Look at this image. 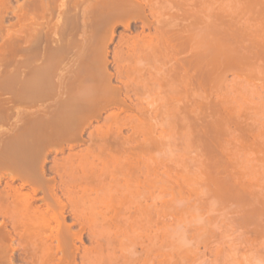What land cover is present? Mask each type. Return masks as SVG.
Listing matches in <instances>:
<instances>
[{"label":"bare ground","instance_id":"obj_1","mask_svg":"<svg viewBox=\"0 0 264 264\" xmlns=\"http://www.w3.org/2000/svg\"><path fill=\"white\" fill-rule=\"evenodd\" d=\"M9 1L0 0V32L2 34L4 32L5 14L12 10ZM171 1H173V6L170 7L167 13H163L164 11L161 13L162 10L158 12V8L165 9L163 3L170 4ZM203 2L204 0H33L28 8L24 9V6L18 8L20 13H17L15 8L13 9V12L17 13L19 18L28 19L32 14V16L34 15L33 20L34 17L36 19L38 17L33 12L41 10L46 20V16L50 17L53 9L57 6L55 10H59L57 12L59 13L58 18H61L58 24L61 23L63 27L57 25L56 28L55 26L54 28L57 30L54 29L53 32L55 33H52L54 35L59 33L60 37V30L58 29L62 28L63 32L61 30V39L57 37V40L54 41V36L53 39L49 37L52 30H49V26L48 29L45 26V39L49 38L50 40L47 39L48 44L45 43L46 45L43 47L39 46L38 43L36 46L31 45V48L23 49L25 52L27 51V56L29 54L30 57H39L42 59L41 63L44 61L45 64L41 65L39 63L38 67L33 68L30 67L33 65L32 63L26 66L24 62L23 66L25 65L28 69L23 67L24 69L21 70L19 69L21 67L15 66L13 60H11V57L22 49L20 41H23V39L21 37L27 38L25 37L27 36V30L30 37H34V35L39 37V34L44 32L35 27H30L29 29L26 28L27 30H21L22 32L12 30V32L2 35L4 41L0 44V123L8 124L9 128H4V125L3 127L0 126V186L3 185L0 189V264H17V261L24 264H75L76 254L80 250L79 247H76V242L83 243L84 239L83 233L71 232L69 226H67L69 224H66L65 211L68 207L74 214L75 220L83 227H89V229L96 225L92 217V214L94 215L92 211L99 207L98 210L103 217L100 218L105 223L104 230L108 234L111 233L110 223L114 216L109 215V211L111 213L112 208L115 206L114 202L117 200V195L114 194H118L120 191L122 193L125 190L129 191L132 186L120 184L118 181V179L121 180L120 177H116L117 170L109 171L103 167L99 171H95L94 167L98 166L96 161L101 164L111 162L119 164V160L121 162L124 160L127 163L130 172L135 171L133 169L139 166L138 162L142 157L139 154L136 155L138 150H128L127 146L125 147V144L131 138L122 139L123 128L127 125L133 127L137 117L129 115L128 122L124 123L123 120L125 119L123 118L119 122L121 113H126L132 106L130 104V101H132L130 100L131 96L127 94L130 90L136 89L137 91L138 88V82L133 76L134 70L131 64L132 59L139 51H146V54L156 53L164 61L161 78L168 82L167 102L171 105L174 102L181 103L173 108L178 110L185 122L191 119L188 113L190 114L193 109V103H191L193 93L191 92L195 93L196 91L191 90L194 88L192 86H194L195 81H199V88H203L207 84L208 86L219 85L223 80L220 76V69L224 65L232 67L231 65L242 63L234 60L245 61L249 67H252L253 60L250 58L251 56L248 58L242 57L243 60L240 58L227 60L228 58L225 59L224 55L223 60L221 56L223 52L220 53L221 46L218 47V51L212 47L217 52L209 58L210 49L208 50L205 43V37H207L205 31L209 30H206L207 28L204 30V26L210 23H207L205 19L211 16L213 18V15L217 19L222 11L220 8V10L206 9ZM73 9L75 14L71 13ZM147 10H150L148 12H151L152 16L156 15L154 17L157 18L155 19L158 24L155 28H151L150 15L148 16ZM71 14L74 15L71 16ZM222 18L224 20L225 17ZM231 19L229 22H232L233 19ZM132 21H141L142 29L148 28L154 29V31L146 35L141 32V36L137 35L132 39L121 35L118 48L114 51L113 56L116 74L111 73L108 70L111 62L109 61V45L113 43L115 38V28L119 23L129 29ZM204 21H206L205 25H203ZM237 23H235L236 26H238ZM216 24L219 25L220 23L216 21ZM216 24L215 26H217ZM70 25L71 28H69ZM208 28L210 29V27ZM259 28L262 30L260 26ZM219 29H215L218 34H220ZM220 32L222 33V31ZM241 32L243 31L241 30ZM256 32L258 31H255V34ZM244 34L246 33L244 32ZM37 36L35 37L37 38ZM256 40L253 43H256ZM51 41L53 42L50 43ZM221 45L223 46V44ZM212 46H216V44ZM251 46L253 47V45ZM246 54L248 53L246 52ZM30 57L29 60H31ZM226 60L227 63H225ZM64 62H66L65 66L62 67L64 69L56 76L55 69ZM12 65L17 69L12 68ZM20 66L22 65L20 64ZM191 71H194L195 75L191 74ZM114 76L120 80L117 83H121V85L118 86V84L113 83ZM5 91H11L10 94L13 92L14 96L12 97L17 100V103L20 101H31L32 103V101L44 96H54L57 100L53 97L56 104H53L52 109L42 108L39 114L31 115L27 109L22 107L14 112L13 106H7L8 101H5L3 96ZM196 94L198 93H195L194 98H196ZM127 98L130 100L129 104L131 106L127 103ZM208 102L204 105L206 108L208 107L207 110L211 109L208 113L214 112L213 119L209 120L204 116L200 118L199 115L193 121L195 124L200 121L202 127L210 128L212 134L218 140L226 138L229 134L232 135L229 124L234 121L241 131L240 138L246 137L248 132L254 129L242 118V114L237 113L235 115L236 111L229 108L230 106L225 103L224 99L217 101L218 103L215 101L216 105L213 101L214 105ZM112 107H116L117 111L105 119L104 125L96 127L95 131L89 135L90 141L98 139V143L91 145L93 148L89 147L85 153L80 155L74 156L72 154L73 156L71 155L65 159H53V168L56 174H59L58 176H60L63 185H68L64 186V196L67 202L64 203L60 198L54 196L53 200L47 202L46 209H41V206L36 203L35 195L39 191L45 194L46 189H49L46 186L48 182L46 179L47 155L51 151L61 153L66 148L72 149L80 146L83 142L82 134L86 128L90 127L94 120H100L102 114ZM135 109L140 111L137 106H135ZM16 112L17 121L14 123L10 119ZM9 122L14 123V125L9 126ZM136 129H138V125H136ZM233 135L231 141L236 139ZM218 140L217 142H220ZM113 143L115 144L114 149H112ZM146 147L147 144L145 143L143 149ZM228 148L230 149V147ZM220 149L222 150L221 146ZM116 150L120 151L121 154L118 156L113 155L112 151ZM76 158L80 159L77 165L75 164ZM232 162L235 163L234 160ZM218 166V164L215 165L216 168ZM129 171L127 172L129 173ZM154 172L155 170L153 174ZM145 175L144 177H146ZM233 177L248 183L239 186H262L260 180L256 179L251 172L241 171ZM130 178L132 180V177ZM135 179L139 181L140 178L135 177ZM17 180L21 181V184L15 185ZM92 183L94 186H90ZM140 184L141 182H138L136 185L140 187ZM93 192L97 197L94 196L95 198L92 199L93 195L91 193ZM91 208H93L92 211L89 210ZM95 218H98V216ZM99 232L91 229L89 238L95 245L84 248L81 264H86V257L92 253L103 250V244L98 239ZM109 239L107 236V244ZM54 241H56V244L53 243ZM57 255H60L59 258Z\"/></svg>","mask_w":264,"mask_h":264},{"label":"rangeland","instance_id":"obj_2","mask_svg":"<svg viewBox=\"0 0 264 264\" xmlns=\"http://www.w3.org/2000/svg\"><path fill=\"white\" fill-rule=\"evenodd\" d=\"M32 1L10 0L12 10L5 14L4 32L3 34L0 32V44L4 41L2 35L12 32V30L20 32L23 29L35 27L44 32L40 33L39 37L34 35L32 38L28 36V30L26 29L27 36H24L27 38L21 35L23 39V41H20L22 51L16 52L13 55L14 57H11L14 65L18 66V68L21 67L19 68L20 70L23 67L28 69L25 65H31L30 63L35 64V66H30L33 68L38 67L39 63L41 65L45 64L44 61L41 63V58L30 57L29 54L27 56V51L23 50L27 49V47L31 48V45L36 46L38 43L39 46L44 47L46 45L45 43L48 42L47 39L49 40V38L45 39V26H47V29L50 27L49 30H52L50 31L51 35H47L52 39L54 36V41L57 40V37L60 38L63 32V29L59 28L60 37L59 33L56 34L58 36L53 34L55 33L53 32L54 29L55 31L57 30V25L63 27L61 23L58 24L61 18H58L59 13L57 12L59 10H55L57 6L53 9L50 17L46 16V20L41 10L33 12V14L35 13L38 16L37 19L34 17L35 19L33 20L34 15L32 16V14L31 16L28 15L29 18H26L27 20L19 18L17 14L20 13L18 8H21V6H24V9L28 8ZM203 3L206 9L218 10L220 8L222 11L219 17L217 16V19L214 15L213 18L212 16L210 18L206 17L205 20L210 24H206V21L203 24H206L204 30L206 28V30H209L205 31V36H207L205 37L206 47L211 52L208 53L209 58L213 57L221 46L220 53L223 52L221 53L222 58L225 55L224 58H228L227 60L230 58L243 60L242 57L248 58L251 56L250 58L253 60L252 67H249L245 61L234 60L242 63L231 65L232 67L224 65L225 67L223 66L220 69V76H222L223 80L219 85L208 86L207 84V86L199 88V81L193 82L194 86L192 87L194 88L191 91H196L195 93L198 94L194 98L195 93L191 92L193 93V97L191 96V99L193 98L191 100L193 109L190 114L188 113L191 119L185 122L178 110L173 108L181 103L174 102L171 105L167 102L166 95H168L169 86L167 80L161 78L164 61L156 53L146 54L147 52L143 50L135 55L131 66L134 70L133 76L138 82V88L137 91L136 89L130 90L129 94H127L131 96L129 98L132 101L127 98V103L129 104L130 101L132 106L130 104L129 106L132 108L130 107L126 113H121L119 122L123 119H125L123 120L124 123L128 122L129 115L137 117L133 127L127 125L123 128L122 139L130 137L131 140L125 144V147L127 146L128 150L137 149L136 155L139 154L142 158L138 162L139 166L134 168L133 170L135 171L133 172L129 171L124 160H122L123 162L118 161L120 162V167L117 163L101 164L96 161L98 166L94 167L95 171H99L103 167L109 171L117 170L116 177H120L121 180L118 179L120 184L129 185L132 188L129 191L125 190V193L120 191V193L114 194L117 195L116 199L120 203L115 200V206L112 208L111 213L109 211V215L114 216L110 223L111 233L109 234L104 230L105 223L100 218L102 216L98 210L99 207H96L94 211H92L93 208L89 209L94 212L95 217L98 216L99 218H95L92 214L96 225H93L90 229L87 226L83 227L75 220L70 208L66 209V224H69L67 226H69L71 232L83 233L84 239L83 243L76 242V247H79L80 250L76 254L75 264H81L84 248L95 245L89 238L91 229L97 232L100 231L98 239L103 244V250H98L96 253L94 252L86 257V264H264V140H262L264 139V0H204ZM162 5H165V9L158 8V12L162 10L161 13L163 11V13H167L170 7L173 6V1L170 4L163 3ZM14 8L17 11L16 14L13 12ZM148 11L150 10H147V13H149ZM74 12L73 9L71 13ZM210 12L209 14L211 15L212 12ZM74 14H71V16ZM221 14L227 19L225 20L224 18L222 20L223 16L221 17ZM148 16L152 24L151 28H155L158 24L156 22L157 18L154 17L156 15L152 16L150 12ZM230 18L233 19H231L232 22L237 19L235 23L238 22V26L234 22H229ZM216 21L220 24H216ZM55 26L56 28H54ZM142 27L141 21H132L129 29L119 23L117 24L115 38L113 43L109 45V61L113 62L114 51L118 48L121 35L132 39L137 35H146L154 31V29H142ZM69 28H71V25ZM215 29H219L220 34ZM255 31L258 32L255 34ZM253 39H257L256 43H253L255 42ZM215 44L216 46H212ZM246 52L250 54L248 55ZM29 57L31 60H29ZM227 60L225 63H227ZM36 61L38 62L36 63ZM24 62L25 65L23 66ZM111 62L108 70L116 74V65ZM64 64L66 62L57 66V69H55L56 76L62 72ZM14 65L11 67L17 69ZM194 73V71H191V74L195 75ZM115 77L113 83L115 85L118 84V86L121 85V83H117L120 80ZM5 92L3 94L4 100L8 101V103L10 101L7 106H13L14 112L22 107L27 109L29 114L35 115L39 114L40 109H52L53 104H56L54 96H44L41 97L42 99L32 101V103L31 101H20L17 103V100L12 97L14 96L13 92L12 94H10L11 91ZM9 97L11 98L9 99ZM122 97L125 98L123 95ZM223 99L230 106L229 108H233L236 111L235 115L237 113L239 115L242 114V118L245 119L247 124L253 126L254 129L249 131L246 137L240 138L241 131L235 121L229 124L232 135L234 133L233 136L236 137L232 141V135L230 136V134L226 138L218 140L214 137L210 128L202 127L200 121L197 124L194 123L193 119L199 117V115L200 118L204 116L212 120L215 114L213 111L208 113L211 109L207 110L208 107L206 108L204 104L210 100L208 103L216 105L219 100ZM212 101L218 102L213 104ZM133 103L137 108L139 107L140 111L135 109ZM116 111L117 108L112 107L102 114L100 120H94L91 126L83 132V142L80 146L72 149L66 148L61 153L51 151L47 155L48 161L46 163V168L51 167L52 170L49 175L60 177L53 170L54 158L65 159L72 154L74 156L83 154L91 145L98 143V139L90 141V133L94 132L96 127L104 125L105 119ZM16 114L17 112L11 117V122L15 123L17 121ZM11 122H9V126L11 124L14 125ZM3 125L5 126L4 128H9L8 124L0 123V126L3 127ZM136 125H138V129H136ZM196 125L198 126L197 128ZM143 131L145 132L143 133ZM217 140L220 142H217ZM145 143L147 147L143 149ZM114 146L115 144L113 143L112 149H114ZM95 151L97 152V149ZM112 153L116 156L121 154L117 150L112 151ZM233 160L235 163L232 162ZM79 162L80 159L76 158L75 164L77 165ZM216 164L219 165L218 168L215 167ZM153 169L155 170L154 174ZM241 171L251 172L256 179L260 180L262 186H239L247 183L244 180L239 181L233 177ZM121 176L122 178L125 176L124 180ZM130 177H132V180ZM135 177H139V181ZM138 182H141L140 187L136 185ZM18 183H21V181L17 180L15 185ZM90 186H94V184L92 183ZM2 187L3 185L0 186V189ZM79 192L81 193V191ZM93 193H91L93 195V197L91 196L92 199L97 197ZM58 194L64 202H67V199L62 195L63 190L62 192L58 190ZM41 195H43L42 192H38L35 198ZM36 203L39 205L41 201H36ZM45 207L46 205H42V209H45ZM107 236L110 238L108 244ZM53 243L56 244V241ZM17 244L18 241L16 246ZM59 256L57 255L58 258ZM17 264L24 263L17 261Z\"/></svg>","mask_w":264,"mask_h":264},{"label":"flooded vegetation","instance_id":"obj_3","mask_svg":"<svg viewBox=\"0 0 264 264\" xmlns=\"http://www.w3.org/2000/svg\"><path fill=\"white\" fill-rule=\"evenodd\" d=\"M53 170L55 171L54 168H53ZM51 172H52L51 167L50 168L47 167L46 168V179H47L48 182H47V185L46 186H48L49 189L48 188L46 189L45 194L42 191H39V192H42L43 195H41L38 198H36L37 201H41V204H39V206H41V209H42V205H46L48 201L53 200L54 199V196H57L58 198H60V200L62 202H64L63 199H62V197L58 194V190L61 191V192L63 190V194L62 195L64 196L65 195L64 186H68V185L67 184L66 185H63L62 180L60 179V177L49 175V173H51ZM57 175H59V174H57ZM18 184H21V183H18ZM54 194H56V195H54ZM64 203H66V202H64ZM46 207H45V209H46ZM67 217H68V215H67Z\"/></svg>","mask_w":264,"mask_h":264}]
</instances>
